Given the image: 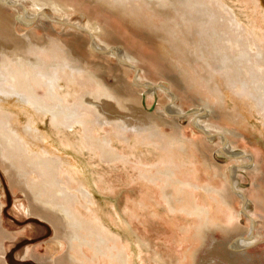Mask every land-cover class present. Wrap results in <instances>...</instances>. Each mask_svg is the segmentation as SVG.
Here are the masks:
<instances>
[{"label":"bare ground","instance_id":"1","mask_svg":"<svg viewBox=\"0 0 264 264\" xmlns=\"http://www.w3.org/2000/svg\"><path fill=\"white\" fill-rule=\"evenodd\" d=\"M38 1L49 2L53 13L44 8L32 11L20 0H0V167L11 186L25 192L27 214L42 217L55 227V236L47 244L50 260L45 258L44 263L131 264L121 239L98 216H89L94 208L90 205H97L93 194L96 177L88 175L85 155L116 166L130 165L151 182L163 179L173 211L179 210L174 201L184 200L188 185L209 192L221 207L232 206L235 195L230 176L221 167L224 165L212 159L207 140L184 136L180 112L142 106V95L152 83L140 81L141 86H135L126 77L124 64L106 62L114 51L120 61L132 57L123 56L122 48L98 42L104 34L102 25L97 20L87 22L85 13L81 23L70 22L62 10L67 2ZM244 1L260 4L258 0ZM83 2L141 28L145 38L157 43L166 71L156 72L198 106L193 117L206 109L231 125H253L250 118L258 117L264 130V31H257L254 16L245 9L247 3L237 10L227 0H80ZM40 17L55 22L54 34L37 35L34 23L26 29L20 25ZM62 27L76 30L88 42L82 43L81 36L68 41ZM115 143H123V148L132 145L135 150L127 152ZM231 145L225 151L231 152ZM141 150L150 152L148 156L156 150L152 155L155 162L146 163V155H142L145 160L141 154L137 158L135 153ZM192 151L222 172V189L180 178L182 164L187 162L184 157ZM98 181H105L103 174ZM258 190L261 196L256 199L264 205V186ZM1 204L0 200V209ZM79 206L90 214L85 215ZM183 211L200 217L197 236L206 241L210 235V252L223 255L218 261L210 258V264H241L239 260L246 259L247 245L235 242L247 228L240 222L239 209L225 223L211 217V208L198 204ZM3 220L0 211V264L5 239L11 236ZM215 231L224 232L227 245L218 243ZM52 244L63 251L57 255ZM189 255L186 251L181 264H197L189 261Z\"/></svg>","mask_w":264,"mask_h":264},{"label":"rangeland","instance_id":"2","mask_svg":"<svg viewBox=\"0 0 264 264\" xmlns=\"http://www.w3.org/2000/svg\"><path fill=\"white\" fill-rule=\"evenodd\" d=\"M20 1L32 11L44 8V10L53 13V8L49 5V2L38 0ZM60 1L69 3L64 5L65 8L62 10L66 12L70 22L81 23L85 14L87 22L97 20L104 30V34H101L98 42L108 44L111 48H122L123 56L129 54L132 57L131 60L128 58L125 60L124 58L121 62L118 59L120 56H116L114 51L108 55L106 62L111 66L124 64L126 77L136 84L135 86H141L140 81L152 83L148 84L150 87L147 86L144 95H142V106L150 110L158 108L165 111L180 112L179 119L182 126H184V136L187 139L205 138L207 140L208 150L213 156L212 159L215 162L217 161L218 165H224L221 167H225L228 177L230 176L228 182L235 195L232 206L221 203L224 206L221 207L219 206L220 201L212 198L209 192H205L201 188H193V185H185L184 200H175V207L179 210L173 211L172 206L170 207V203L166 199V193H164L163 185L165 182L163 179L151 182L142 178L138 170L130 165L125 168L122 164L116 166L114 162H103L98 157L89 159L85 155L83 158L87 161L88 175L93 174L92 176L96 177V179H93L95 183L93 194L97 205H90L94 206L91 214L82 206H79L80 209L85 212V215L89 213V216H98L121 239L122 243L128 248L131 264H181L186 251L191 257H194L191 258L189 255V261L196 260L197 264H210V258L218 261L219 256L221 255V258H223V255H218L214 251L210 252L212 248L210 235H208L206 241L197 236V226L202 222L200 217L188 214L183 210H193V207L197 204L206 209L211 208V217L225 223L229 221L236 209H239L241 211L240 222L242 221L241 224L247 228L242 232L243 237L239 235L235 237V242H238L239 245L241 241L247 246H245L246 259L241 258L238 263L264 264V205L256 199L258 194L261 196L258 187L264 186V130L262 129V122H260L261 119L258 117L250 118L253 125H231L226 120H217L207 109L198 118L193 117L192 113L198 106L192 103L178 88L170 85L161 73L156 72L166 71L165 62L159 59L158 47L155 45L157 43L145 38L141 28L122 22L119 18L103 13L88 3L83 2L82 5L80 0ZM227 1L237 10L243 8L240 7L241 5L246 6L248 4L246 6L248 8L245 7V9L248 13L250 12V15L252 14L251 16H254L253 21L257 26L256 29L262 34L261 31H264V0H258L260 4L256 6L244 0ZM11 9H8V12L12 14L14 11ZM40 15H42V12ZM33 23V31L41 36L47 34L46 32L54 34L55 27H57L55 22H50L45 17H40L30 24L29 22H21L20 25L26 29L28 26L31 27ZM62 28L65 29L63 38L68 41H73L75 38L79 39L81 36L82 43L86 44L88 42L86 36L75 33L76 30L72 31L73 29L69 27ZM132 28L135 29L132 30ZM80 48L84 54L87 53L85 47ZM100 53L105 52L100 51ZM172 92L175 95H172ZM228 104L230 106L231 102L229 101ZM100 132L104 134L103 130ZM115 145L127 152H129V149L135 150L132 145L127 148H123V143H115ZM230 145L231 149L229 150L231 152L225 151L226 147ZM155 151L152 152L155 153ZM140 152L135 153L137 158L140 157L139 154H141V158H143L142 155H146V163L151 164L157 159L156 156H152L156 155L154 153L148 156L147 153L150 152L146 154H143L144 151L142 150ZM131 157L133 160L136 159L134 156ZM145 158L143 159L145 160ZM184 158L187 162L182 164L184 168L181 167L182 172L180 174L183 181L199 185L207 183L215 188L217 186L218 189L224 187L222 172L214 166H209L200 153L192 151ZM100 174H103L104 182H97ZM0 200L3 203L0 211L4 219V228L11 235L6 237L4 242L6 244H4L5 254L2 256L4 257L3 264H45V260H50L46 257L48 255L47 244L55 236V227L42 217L27 214L26 207L29 205V200L25 192L11 186L8 174L1 167ZM82 201L85 203L83 199ZM223 233L222 231L214 232L221 246L227 245L229 241V238ZM52 245L55 250L59 251L56 253L57 255L63 251L60 245ZM85 251L89 254L87 248ZM101 264H104V262L101 261ZM106 264H110L109 261H106Z\"/></svg>","mask_w":264,"mask_h":264},{"label":"water","instance_id":"3","mask_svg":"<svg viewBox=\"0 0 264 264\" xmlns=\"http://www.w3.org/2000/svg\"><path fill=\"white\" fill-rule=\"evenodd\" d=\"M113 51V50H112ZM129 64V63H128Z\"/></svg>","mask_w":264,"mask_h":264}]
</instances>
